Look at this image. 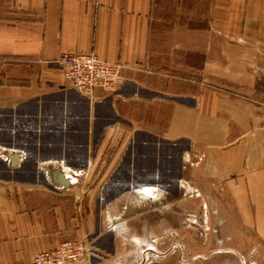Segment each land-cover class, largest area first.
Segmentation results:
<instances>
[{
  "label": "crops",
  "instance_id": "obj_1",
  "mask_svg": "<svg viewBox=\"0 0 264 264\" xmlns=\"http://www.w3.org/2000/svg\"><path fill=\"white\" fill-rule=\"evenodd\" d=\"M63 52L121 64L119 90L79 94L55 62ZM4 117L10 134L81 136L61 142L59 159L68 150L86 166L119 165L137 134L187 142L215 182L216 226L264 258V0H0ZM11 148L22 155L0 176V264H32L69 239L102 255L110 234L113 256L93 264H125L126 227L104 215L142 186L112 200L105 188L57 189L24 173V142Z\"/></svg>",
  "mask_w": 264,
  "mask_h": 264
},
{
  "label": "rangeland",
  "instance_id": "obj_2",
  "mask_svg": "<svg viewBox=\"0 0 264 264\" xmlns=\"http://www.w3.org/2000/svg\"><path fill=\"white\" fill-rule=\"evenodd\" d=\"M9 122L7 117L0 119V176H7V170L12 169L9 154L22 155L20 150L11 147L24 142L27 148L23 154L24 173L28 178L34 174L40 176V184L57 189L105 188L108 200H112L116 192L129 188L138 190L142 186L104 215L107 226L120 222L126 227L122 231L127 254L125 264H264L262 252L252 248L246 252L244 246L237 250L229 244L233 241L227 233L230 231L216 226L220 215L216 209L215 182L212 177L205 179L203 157L187 142L172 145L137 134L135 144H131L119 165L86 166L73 163L68 150L67 159H59L61 142H81V136L54 134L52 129L42 131L35 125H31L29 132L22 133L18 129L10 134ZM77 154L81 152H74L72 157ZM143 185L150 189H144ZM111 236L100 243L106 246L104 255L84 242L90 251L80 264H93L96 259L112 257ZM134 236L141 241L140 253V245L133 252ZM149 241L153 242L151 248ZM252 253L255 258L246 262L244 257L248 259ZM228 255L236 261H228ZM214 256L218 258L213 260Z\"/></svg>",
  "mask_w": 264,
  "mask_h": 264
},
{
  "label": "built area",
  "instance_id": "obj_3",
  "mask_svg": "<svg viewBox=\"0 0 264 264\" xmlns=\"http://www.w3.org/2000/svg\"><path fill=\"white\" fill-rule=\"evenodd\" d=\"M69 87L90 97L96 89L114 93L119 90L122 65L100 58L93 52H63L55 61ZM90 248L79 240H64L51 251H39L32 264H80Z\"/></svg>",
  "mask_w": 264,
  "mask_h": 264
},
{
  "label": "water",
  "instance_id": "obj_4",
  "mask_svg": "<svg viewBox=\"0 0 264 264\" xmlns=\"http://www.w3.org/2000/svg\"><path fill=\"white\" fill-rule=\"evenodd\" d=\"M9 157H10V159L12 160V162L13 163H15V161L17 160V158H18V156L17 155H12V154H9ZM59 178V180L61 181V177L59 176L58 177Z\"/></svg>",
  "mask_w": 264,
  "mask_h": 264
}]
</instances>
